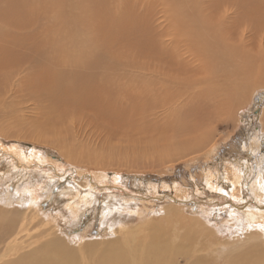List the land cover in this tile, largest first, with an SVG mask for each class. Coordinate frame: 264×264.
<instances>
[{"label": "bare ground", "instance_id": "6f19581e", "mask_svg": "<svg viewBox=\"0 0 264 264\" xmlns=\"http://www.w3.org/2000/svg\"><path fill=\"white\" fill-rule=\"evenodd\" d=\"M183 2L186 13H190L193 2ZM226 2L238 6L237 18L241 23H254L264 28V0H215L206 2L204 8L210 14L213 7L219 8ZM102 4V0H75L73 12L62 13L57 12L53 0H0V162H6L4 170V166L0 167V264H167L163 261V251L169 247V241L173 243L175 238L185 243L196 242L197 239L192 241L191 238L203 230L198 229L204 222L199 218H209L215 209L200 206L197 209L199 217L192 214H189L192 217H186L182 215L186 208L174 200L162 206L158 204L156 210H160V215L153 217L150 211L154 209L141 202L142 199L146 201L145 198L133 194H128L127 198L116 195L113 209L102 216L103 233L97 238L99 249L95 251L96 241H92L94 239L86 232L81 236H70L69 231L75 222L76 209L92 202L99 182L90 184L88 180H82L86 191L68 195L64 207L67 214L56 211L49 216L40 205L43 179L31 180L26 172L36 169L51 176L55 174L50 172H59L63 169L60 168L64 166L62 163H68L89 170L99 178L102 172L111 169L115 171L113 178L116 180L123 177L117 172L123 171L162 173L161 167H155L165 165L177 153L190 156L207 148L201 156L208 159L217 143H211L215 128L204 124L211 118L212 122L222 116V119H230L236 110L239 113V109L248 108V97L237 100L239 108L232 106L244 93L243 86L250 83L256 86L253 95L264 90V61L220 60L196 69L194 61H188L178 49L164 43L168 32L173 31L171 27H175L173 34L176 36L170 38L173 45L184 46L185 52L193 51L201 59L207 55L190 38L194 37L192 35L200 38L203 30L212 34L214 25L207 23L201 29L186 22L188 28H183L179 15L185 9L180 0L169 2L166 11L171 18L169 27H155L154 12H150L146 43L129 45L118 52L100 46L76 45L75 32L119 33L125 28L121 21L126 16ZM76 18L96 19L97 22L78 24L74 21ZM184 36L190 44L180 42ZM203 39L208 41L206 37ZM215 54L216 58L221 57L218 51ZM196 55L194 57L198 58ZM189 68L193 75L184 80L180 74ZM201 69L207 73L204 83L196 79ZM167 70L171 71L170 75L166 74ZM160 71L165 73L159 74ZM194 87L198 89L192 102L189 89ZM146 110L154 117L165 114L162 118L165 126L156 127L134 118L139 113L143 117ZM259 110L260 128L255 132L264 137V107ZM190 115L199 118L192 123L187 119L180 121L181 117ZM88 120L114 134L128 136L130 142H150L152 151L138 160L104 154L96 145L102 138L90 140L82 130V123ZM256 145L258 142L253 143ZM50 146L62 151L63 160L59 157L58 162L50 160L52 157L45 150ZM197 156L200 157L190 158ZM142 160L147 165L133 168ZM261 164L254 174L249 165L243 166L239 162H231L224 168L226 173L223 171L229 180L221 179L230 181L234 192L235 186L240 191L242 183L248 182L252 197L257 198L256 203L243 201L238 204L240 208L233 205L234 209H231L229 216L236 222L234 227L229 225L231 239L242 236L244 240L234 248L235 255L229 259L232 264H264V165ZM60 173L63 174L59 177L65 175L63 170ZM213 174L215 177L211 178ZM213 174L207 176L205 173V188L216 186L214 181L220 179L221 174ZM221 183L219 187L226 188ZM147 187L154 192L157 189L154 184ZM112 188L118 187L113 185ZM184 196L179 194L180 198ZM113 213L118 215L117 220L127 217L128 221H119L121 224L113 229ZM72 242L78 247L71 245ZM207 243L223 244L215 238H210ZM179 250L180 246L175 245L172 253Z\"/></svg>", "mask_w": 264, "mask_h": 264}, {"label": "rangeland", "instance_id": "374dc122", "mask_svg": "<svg viewBox=\"0 0 264 264\" xmlns=\"http://www.w3.org/2000/svg\"><path fill=\"white\" fill-rule=\"evenodd\" d=\"M191 1L193 2L194 7L190 13H186L187 7L184 5L183 0H180V4L185 9V12H182L179 15V18L182 20L181 24L183 28H188L186 22H190V26H196L201 29L204 28L207 23L209 25H214V31L212 32L213 38L212 34H207L208 32L204 30L200 38L196 35H192L194 37L190 38L194 44L198 43V47L201 46L202 52L204 55L207 52V55L201 59V57L197 56L193 53V51L191 53H188L187 51L185 52L184 46L173 45L170 42V38H174L176 36L173 34L175 27H171L173 31L168 32V35L166 36L167 38L164 41L168 47L174 50L178 49L183 58L191 62L194 61L195 63L193 65L196 69L202 65L206 66L214 62H219L220 60L226 62H241L246 59L257 62L264 61V28H261L259 25L254 23L251 25H249L248 22L241 23V19L237 18L239 8L236 4L233 2H226L224 3L225 5L223 4L219 8L213 7L212 13L207 14L209 10L204 8V4L215 0ZM74 2L75 0H53V6L56 8L57 12L72 13V4ZM102 2V5L110 6L112 10L115 8L126 16V18L121 21V24L125 26V28L119 33H109L108 31L96 30L75 32L73 35L75 43H78L76 45L80 47L91 46L92 48L100 46L101 48H108L110 51L118 52L123 48L125 49L129 45L146 43V39L149 38L147 25L151 11L154 12L152 21L155 27H169L171 22V18L167 16L166 11L169 10V2H172V0H102ZM181 6L180 9H182ZM189 18L192 20H186ZM74 21L78 24L91 21L94 23L97 22L96 19H88L85 21L79 20L78 18ZM205 37L208 41L203 39ZM191 41L185 36L180 40V42L184 44H190ZM215 51L219 52L221 56L220 58H216L217 54H215ZM195 55L198 58L194 57ZM185 70L182 71V74H180L184 80L186 77L188 78L190 75H193V72H191L193 71L192 69L189 68L188 70ZM199 72L201 76L199 75ZM163 73L165 72H159V74ZM166 74L170 75L171 71L167 70ZM206 75L207 73L201 69L196 74L197 81H203L204 83V80L207 78ZM250 85L252 87L248 89ZM197 89V87L189 89V97L192 102L195 101L192 99V96ZM243 89L244 93L240 94L242 98H240V95L239 97L237 96L238 98L234 100V103H237L232 106L234 109L239 108L240 104H238L237 100H244L248 97L246 100V103L250 104L248 108L244 109V111L239 109V113L236 110L237 112L235 111L230 119L229 117L222 119L224 117L222 116L219 117L215 123L212 122L211 118L204 124V126L208 128H215L211 143H217L215 151L208 159L201 156L207 148L190 156H182L180 153H177L170 157L165 164L166 166L160 165L159 167H155L156 169L161 167L160 169L164 170L162 173L155 171L142 173L123 171L122 173L117 172V175L123 174V177L116 180L113 178L115 171H111V169L102 172L103 175L100 178L103 179H100L97 176L95 177V175L89 172V170H85L81 167L77 168L68 163L66 164L61 162L64 166H60V168L63 169L59 170V172L57 171L56 173L50 172L58 177L55 175L50 176V174L43 172L40 173L38 170L31 167V169L34 170L26 172L29 177L32 178L31 180L39 181L40 179L41 181L43 179L41 184L43 188L40 190V205L43 212L46 211L45 214L49 216L50 213L56 214V211L58 214H67L64 207L67 202L68 195L74 196L76 191H79L80 193H84L86 191V187L81 184L83 183L82 180H88L90 184L99 182L97 185L100 190L97 188L95 194L93 193L94 197H92V202L90 204H83V206L80 207V210L76 209L77 215L74 219L75 222L71 227L72 231H69L70 236H81L84 232H86L87 236H90V239H94L92 241H96L95 251H97L99 249V246L97 245V238H99L103 233V231H101V225L103 224L102 220H104L102 216H104L108 210L113 209L114 204L116 203V195L127 198L130 194H133L145 198L146 201H143L144 199H142L141 202H146L148 206L154 209L150 211V213L153 214V217L160 215V210H156L157 206H162L171 202L173 203L174 200H176L180 206L183 205V207L186 208L185 212H182V215L186 217H192L189 214H192L194 217H199L200 214L197 210L198 208H213V210L215 209V211H213L214 215L209 218H199L203 219L204 222H202L203 226L199 225L198 229L203 228V230L196 233L195 237L191 238L192 241L195 239H197V241L191 244L188 242L185 243L182 239L173 238L172 240L174 242L171 243V241H169V247L163 251V261H166L167 264H232V261H229V259L235 255L233 250L242 244L244 240L242 236L241 239H231L233 235L230 233L231 227L229 225H233L234 227L236 224V222L232 221L229 216L232 212L231 209H234L233 205H237L236 208H240L238 204L243 201H250L251 203L255 201L257 202V198L252 197L250 193L252 189L249 188L248 182L242 183L240 191L235 186V193L233 190L234 185H232L231 189L230 181H224L229 179L225 177L223 171L225 172L226 167L231 162H239L243 166L249 165L250 169L252 168L253 174L256 172V168L260 166V163H262L261 166L264 165V137L255 132L260 128L257 111L264 107V90L257 91V93L253 95L252 93L257 89V87L253 86L251 83L243 86ZM184 97L188 96L185 95ZM182 99L183 98H180V100ZM26 105L29 106L28 104ZM141 115L142 114L139 113L134 116V118L140 122L143 121L156 127L165 126V122L162 121L165 114L160 117L157 115L154 117L150 110H146V114L143 117H141ZM175 116L177 117L178 115L176 114ZM29 117L31 119L33 118V116ZM197 118H199V116L190 115L187 118L181 117L180 121L187 119L190 123H192ZM3 119L6 118L4 117ZM75 123L76 125H79L78 121H75ZM97 125L98 124L95 121L88 120V122L82 123V130L87 133L86 136L88 135L90 140H93L96 137L99 139L100 137L102 138L96 145L99 146V150L104 154H119L120 157L131 159L136 158V160H138L139 158L145 157L150 153V151H152L150 142H130L128 136L114 134L111 130L106 128L104 129L103 127H97ZM25 141L29 142L27 139ZM32 142L34 143L35 141L32 140ZM255 142H258V145L253 146V143ZM46 149L49 152L48 155L52 157L50 160L58 162V157L60 160H63L62 151L58 148L50 146L46 147L45 150ZM196 155H200V157L197 156L193 159L190 158ZM171 164L175 165L167 169V167ZM5 165L6 162L1 160L0 167L4 166L3 168L1 167L2 170L6 168ZM144 165L147 164H144V160H142V162L139 161L134 164L133 168L142 167ZM162 167H164V169ZM62 170L65 171V175L63 177H59L63 174L60 173ZM209 171L212 174L215 173V175L221 174V176H219L220 179H215L214 182L217 183H215L216 186H214V188H205L207 186L205 185L204 175L206 173L207 176H210L211 173H209ZM100 175L101 174H99V176ZM213 177H215L214 174L211 178ZM139 179L141 180L139 181ZM221 182L225 184L226 188H223L224 186L219 187ZM112 184L118 188H112ZM150 184H154V186L157 187L155 192L148 189L147 186ZM165 184L168 187L162 186ZM103 186L105 188H103ZM157 190L158 192H156ZM121 191L126 193L123 194ZM179 194L186 196L180 198ZM239 210L235 209L234 211ZM117 217L118 215L116 213L111 215V218L115 219L113 229L124 221H128L126 220L127 217H122L121 220L123 221L119 223L121 220H117ZM207 233L210 238H215L216 242L219 240L223 242V244L218 243L213 245L214 243H207V240L210 239L206 236ZM86 239L87 238H84V240ZM71 245L78 247L76 242H72ZM175 245L180 246L181 250L174 254L172 253V250Z\"/></svg>", "mask_w": 264, "mask_h": 264}]
</instances>
